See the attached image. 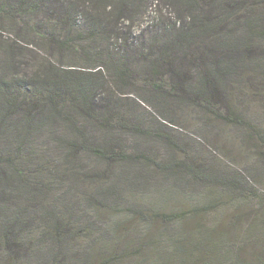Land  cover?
Here are the masks:
<instances>
[{"label":"trees","instance_id":"obj_1","mask_svg":"<svg viewBox=\"0 0 264 264\" xmlns=\"http://www.w3.org/2000/svg\"><path fill=\"white\" fill-rule=\"evenodd\" d=\"M238 137L263 169L264 0H0V264H264Z\"/></svg>","mask_w":264,"mask_h":264},{"label":"rangeland","instance_id":"obj_2","mask_svg":"<svg viewBox=\"0 0 264 264\" xmlns=\"http://www.w3.org/2000/svg\"><path fill=\"white\" fill-rule=\"evenodd\" d=\"M255 105L259 106L257 104H255ZM257 111H260V110H257ZM200 116L203 119L202 122L209 123L211 125L212 129H216V131L219 133L218 137L208 140L209 141V146H212L215 143V139H216V141L218 143H220L221 142V138L222 139H228V138H230L231 135H233L236 138V135L238 134L237 131H235V129H231L229 126H226L223 121L218 120L217 118L214 121V119H211L212 115H208V114L201 113ZM213 127H215V128H213ZM123 139H125V136L123 137ZM240 140H241V138L238 137L235 140L237 144H228V143H226L225 147H227V149L233 150L237 154L238 159L243 164H245L247 167H253V169L251 171H252V173H255V175H256V179H257L256 183L261 189H264V168L262 169V168L259 167L260 164L262 163L261 160H260V157H259V155L257 153H255L253 151H250L248 149H245V147H241L239 145V144H241ZM129 142H130V139L127 140V143H129ZM177 142L181 143V145H182L183 150L181 152H178V155H180L182 157H186L187 156L186 154L190 155V154H192L195 151H196L197 154H202V155L203 154H207V153L204 152L205 149L202 146H200V144L196 143V147L191 145V146H193V149H192L190 147L184 146V144L181 141H177ZM152 150L154 152H156V156L158 158H159V156H162L164 154V152L166 153V150L163 149L162 147H157V149L153 148ZM182 152L185 153V154H183ZM171 153H173V149H172ZM217 154H220V153H217ZM184 160H187V158H184ZM221 160H223L222 157H221ZM211 165H212L213 169L210 170V171H214L218 167L219 163H218L217 160H215V157H213V159H211ZM178 172H179L178 175L183 177V169L181 167L178 169ZM167 180L169 181L168 185H166L167 190L171 191V194H177L173 190V188L175 187L174 183L170 182L171 179H167ZM197 181H199V179H197V178L195 179L193 177V180H186L187 184L185 185V187L184 186L178 187V185H177L176 187L179 190L181 189V191L184 192V195L171 196V198H172L171 200L172 201H170V202H168V200L166 198L163 201V203H165L166 205H169L171 203L167 207V208H169L168 210H170L171 212H174V213H184V214H186V213H190L191 208L193 206H195V205L197 206V204H196L197 202L196 201L202 203L203 202L202 199L199 198L198 196H196V188H198V186H196V184H198ZM189 184L191 185V188H190ZM198 189L201 190V186ZM200 196L202 197V195H200ZM162 208L164 210V208H166V207L162 206ZM224 209L225 208H219V211L217 209H214V210H210V212H213V217L216 218L215 221H218V222L219 221H223L225 223V228L228 229L227 228V226H228L227 223L230 222L232 224H235L236 219H235V217L231 218L232 216L231 215L229 216V214H230L229 211L228 210H224ZM250 209L251 208H247V213H249ZM170 211H165V212H169L170 213ZM193 219H194V214L190 215L189 217H185V218L181 219V222L177 221V225L179 226L177 228L181 227L183 230L184 229L187 230L189 228V226L191 225ZM159 224L160 223L158 222L157 225H159ZM229 233H231V232H229ZM83 243H85V242H83ZM73 259H74V261H76V258H73Z\"/></svg>","mask_w":264,"mask_h":264}]
</instances>
